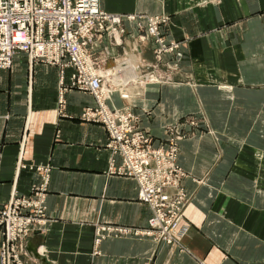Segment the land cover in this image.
Listing matches in <instances>:
<instances>
[{
    "label": "crops",
    "instance_id": "1",
    "mask_svg": "<svg viewBox=\"0 0 264 264\" xmlns=\"http://www.w3.org/2000/svg\"><path fill=\"white\" fill-rule=\"evenodd\" d=\"M100 5L111 13L171 15L170 33L186 49L183 71L173 75L177 83L150 85L138 104L155 108L154 119L143 124L159 140L166 124L188 113L204 115L202 126L210 130L182 141L179 155L191 195L185 216L193 226L182 249L135 232L95 245L101 225L147 227L152 210L138 200L137 181L110 168L105 128L79 119L94 105L92 95L66 92L61 114L58 68L31 67L27 57L17 56L12 70H0V206L12 193L30 194L39 180L32 166L52 165L45 201L49 220L30 237L26 262L264 264V0H100ZM149 49L129 53L118 70L133 68L139 57L150 61ZM113 52L120 55L116 46ZM134 80L123 106L133 105L150 84ZM120 165L117 157L115 169ZM37 243L41 259L29 250Z\"/></svg>",
    "mask_w": 264,
    "mask_h": 264
},
{
    "label": "built area",
    "instance_id": "2",
    "mask_svg": "<svg viewBox=\"0 0 264 264\" xmlns=\"http://www.w3.org/2000/svg\"><path fill=\"white\" fill-rule=\"evenodd\" d=\"M124 19L136 21L137 27L148 20L149 32L156 35L162 33L160 24L164 18L143 14L110 13L101 8L100 0H0V67H11L14 65V58L25 52L33 61L43 60L61 66V81L65 79L70 69L72 85L95 95L97 99L95 109L90 107L86 113L107 124L111 133L109 146L113 153L118 150L116 145L129 143V137L124 136L120 131V118L123 119L121 122L133 129L131 119L136 120L137 117L132 114L125 115L126 113L118 108L109 107L105 100L104 87L106 84L111 88L110 80L117 81V76H120L118 73L121 71L117 67L110 69V73L101 68L94 57L92 47L104 32H109L116 44H120L125 34L121 26ZM16 33H21L25 37L17 39ZM143 39L145 40L146 37ZM160 40V43L166 42L162 37ZM172 45L179 44L173 42ZM100 70L112 75L111 78L106 81ZM119 151L126 153L124 168L129 175L138 179L140 198L149 202L153 212L149 220V226L153 230L145 229L142 234L151 236V233L158 232L162 234L165 242L182 245V239L191 228L185 222L184 205H180L185 199L182 198V193L177 201L178 206H175L174 210L177 213L174 217H168L161 209L163 200H167L170 204L174 202L169 193L168 197H161L165 195L163 194L165 186L171 185V179L175 180L174 186L179 185L178 176L173 177L177 169L176 165L167 161L161 164L160 156L155 155L156 159H152L147 152H144L143 156V153H135L125 146ZM154 162L159 163V166H153ZM168 165L170 167L166 171ZM38 169L42 171L44 179L41 185H34L32 195L22 196L12 193L10 200L0 206L2 238L0 264H27L25 258L30 254L27 249L30 237L37 231H43L48 223L45 191L51 171L49 166ZM165 173L167 177H164ZM115 227L119 234H125L126 229L123 226ZM133 229L135 230L131 232H142L137 228ZM103 232L104 235L109 234L106 228H103ZM104 235L99 228L96 243H99Z\"/></svg>",
    "mask_w": 264,
    "mask_h": 264
},
{
    "label": "rangeland",
    "instance_id": "3",
    "mask_svg": "<svg viewBox=\"0 0 264 264\" xmlns=\"http://www.w3.org/2000/svg\"><path fill=\"white\" fill-rule=\"evenodd\" d=\"M111 13V12H110ZM121 14V13H119ZM125 15H130V14H143V15H147V16H160L161 18H164L162 24H160L161 27V35H156L153 34L152 32L148 31V20L144 23L142 26H138L137 28H135V30H132L131 28L133 27L132 25H129V22H131L129 19H124L121 23V26L124 29V33L123 34V41L120 44H116V41L114 39L113 36H111L109 34V32H104L103 34H101L97 39H96V43L93 44V52H94V57L97 59V63L101 66V68H104L105 70L110 71V69L112 70L113 68H116L120 65L121 62L124 61V59H129L130 56H127L129 53H137L139 55L140 51H139V47L141 48L140 50H142V47L144 45H147L150 47V51L152 54V59L150 61H148L146 58L139 57V62L135 63V65L133 66V68L127 69V70H122L121 73H118L117 79L122 82L124 80H128V82H130V84L137 83L136 81H134V78H139V83L140 82H146L148 81V85L147 88H143L141 89L142 92L140 93V96H138L137 98L139 99H134V101L132 102L133 105H130L128 107H121L119 108V110H121L122 112L126 113L125 115H133L134 117H137L136 120L131 119L132 124L134 125L133 129H131L130 127L126 126V124H124L123 122H121V120H123L122 118H120V122H119V128L121 133L124 134V136H128L129 139V143H121L116 145L118 150L113 153L112 148L109 146L110 141H111V133L109 131V127L107 126V124L105 122H103L100 119H97L96 117H92V116H88V114L86 113V111L90 108V107H94L95 109V105L97 104V99L95 98L94 94H91L89 91H84V92H88L92 95V97L94 98V105H90V106H86L80 116L79 119H81L82 121H92V122H96L101 124L105 130L108 133V139L107 142L105 143V147L110 151V168L112 170H114L115 173L120 174V175H124L130 178H133L137 181L138 183V200L146 203L149 205V202L147 201H143L140 198V183L138 181V179H136L134 176L129 175L126 170H125V158H126V153L124 151H119L122 150V146H125L127 149L132 150L135 153H143L144 156V152H147L152 159H156L155 155L158 157H161V164H163L164 162H171L173 164L176 165L177 169L176 171H174L175 174H173V177L178 176L177 179L179 181V185L178 186H174L175 180L171 179V185H166L165 188L163 189V195L161 198H166L168 197V193L169 195H171L173 197V201L172 204H170L167 200H163L162 204H161V209L165 212V214L168 215V217H174L177 213V211H175V206H178L177 201L179 200V198L181 197V193H182V198L185 201L182 203H180V205H184V212L186 207L188 206V204L191 201V195L188 193V191L186 190V188L183 185V179L186 178L188 176V173L181 167V165L179 164V155H180V151H181V146H182V141H184L185 139H187L188 137L192 136L197 130L200 131H205L206 129H204V127L202 126V124H204V115L201 116L199 114H194V113H188L183 115L182 117H180L179 119H177L174 122L168 123L164 126V136L163 139L159 140L156 138V136L151 132L150 128L146 125L143 124V120L146 119H154L155 116V108L152 109L151 107L147 106V105H139V101L140 98L144 99L145 96L144 93L146 94L148 91V88L150 87V85H164V82H171L172 84L177 83L176 79L173 77V75H176V73H180L182 70L181 64L183 62V60H185L186 57V49L182 46V42L175 39L169 30V26L172 24V17L171 15H165V14H157V15H152V14H148V13H122ZM142 21V22H143ZM143 37L146 39L144 40ZM161 37L167 42L165 43H160L161 42ZM130 41V42H129ZM178 43L179 45H172V43ZM138 44V46L136 47V45ZM116 46L118 47V51L116 53H119L120 55L116 56L115 53L113 52V47ZM165 46V47H164ZM164 47V48H161ZM168 50H167V48ZM103 56V59L101 58ZM18 57H27V60L29 61V65L31 67H34L36 65H39V63H45L47 65H51V66H55L58 68L59 71V90H60V97H59V102H60V113L63 114L64 113V108H65V99H64V94L68 91L71 90H78V91H82L81 89H79L77 86H73L71 83V76L69 75V73L71 72L70 69H68V75H65V79H63L61 81V66H59L57 63L53 64V63H48L45 62L43 60H31V58L29 57V55H27V53L25 52H21ZM125 63V61H124ZM123 64V63H121ZM15 65V64H14ZM14 65H12L11 67H7V68H2L0 67V70H12L14 68ZM117 69V68H116ZM73 72V70H72ZM117 75V73L115 74ZM146 77V79H145ZM111 79L109 82V86H112L114 88H119L120 87V83L119 81H115ZM146 80V81H145ZM187 82V81H185ZM190 81H188L189 83ZM153 83V84H152ZM107 105V104H106ZM109 107H112L111 104H109ZM136 108H140L141 112L136 111ZM127 110V111H126ZM123 113V115H124ZM210 130V129H209ZM206 130V131H209ZM134 156V155H132ZM117 157H120L121 160V165L119 167H117L115 169V162ZM20 166L22 167H27L26 164H23L22 161L20 160ZM50 165V164H49ZM49 165H37V166H32V168L34 169V171H37L38 173V178L39 180L37 181V183H35L34 185H41L43 183V174L42 171L39 170L38 168L41 167H47ZM153 166L158 167L159 163L154 162ZM50 167V171L52 170V165L49 166ZM170 167V165H168L166 167V171L167 168ZM164 177H167V174H164ZM202 182V181H201ZM47 183V187H48ZM46 192V191H45ZM184 193V194H183ZM19 194V193H18ZM33 194V189L31 190L30 194H19L22 196H30ZM35 195V192H34ZM185 195V196H184ZM12 196V195H11ZM159 196H161V194H159ZM180 202V201H179ZM151 208V207H150ZM152 210V209H151ZM153 215V212H152ZM152 217V216H151ZM150 217V218H151ZM149 218V220H150ZM148 220V221H149ZM185 222L188 223L191 228H192V223L188 221L187 217L185 218ZM190 230L186 233V235L184 236V238L188 235V233L191 231ZM137 229L139 230H145V229H151L149 226V222L147 227H137ZM37 232H41V231H37ZM36 233V232H35ZM156 234V235H154ZM151 238H153V240L159 242V243H165L168 245H172V243H167L165 242L164 238L162 237L161 233L158 232H154L150 234ZM153 235V236H152ZM161 238V239H160ZM183 238V239H184ZM1 235H0V245H1ZM182 246L181 249L184 246V242L182 240ZM177 245V244H174ZM25 262H26V258H25ZM27 263V262H26ZM28 264V263H27Z\"/></svg>",
    "mask_w": 264,
    "mask_h": 264
},
{
    "label": "bare ground",
    "instance_id": "4",
    "mask_svg": "<svg viewBox=\"0 0 264 264\" xmlns=\"http://www.w3.org/2000/svg\"><path fill=\"white\" fill-rule=\"evenodd\" d=\"M138 13V12H137ZM129 23H132L135 28H137V23L136 21H132L129 22ZM17 39H22L25 37V35L21 34V33H16V36H15ZM18 56V55H17ZM16 56V57H17ZM15 57V58H16ZM15 58H14V61H15ZM111 73V71H110ZM100 74L101 75H104L106 77V81L108 79L111 78L112 75L110 74H107L106 72H104L103 70H100ZM115 76V75H114ZM116 78V77H115ZM146 79V77H145ZM135 81V80H134ZM146 81V80H145ZM120 83V87L119 88H114V87H111L109 88L106 84H105V100L107 101V103L111 104L112 107H115V108H121V107H126V106H123L121 103H122V100H125V99H130L131 95L130 93H128L127 89L128 87L131 85L130 82H128V80H124L122 82H119ZM134 84V82L132 83ZM155 204V203H154ZM99 228H101V234L104 235V232H103V228H106V230H108L109 234L107 235H104V238L105 237H109V236H121L122 234L118 233L117 230H116V227L115 226H107V225H101ZM98 228V229H99ZM124 228L126 229V232L124 235H129L131 234V231L135 230L131 227H126L124 226ZM145 231H142L141 233H144ZM145 235V234H143ZM183 240V239H182ZM101 243V241L99 243H95V245H99ZM28 249V248H27Z\"/></svg>",
    "mask_w": 264,
    "mask_h": 264
},
{
    "label": "water",
    "instance_id": "5",
    "mask_svg": "<svg viewBox=\"0 0 264 264\" xmlns=\"http://www.w3.org/2000/svg\"><path fill=\"white\" fill-rule=\"evenodd\" d=\"M39 245H40V243H37V245L35 247L29 246V250L36 258L41 259V256H40L39 251H38Z\"/></svg>",
    "mask_w": 264,
    "mask_h": 264
}]
</instances>
